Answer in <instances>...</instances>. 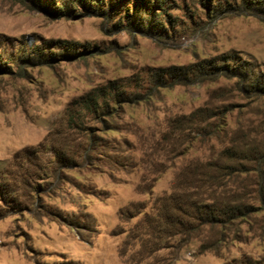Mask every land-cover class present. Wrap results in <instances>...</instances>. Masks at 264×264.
Listing matches in <instances>:
<instances>
[{"label": "rangeland", "instance_id": "obj_1", "mask_svg": "<svg viewBox=\"0 0 264 264\" xmlns=\"http://www.w3.org/2000/svg\"><path fill=\"white\" fill-rule=\"evenodd\" d=\"M63 1L65 12L57 17L46 6L60 8ZM162 1L163 30L153 26L162 19L159 7L140 9L134 0H104L101 12L90 0H0V64L8 68L6 74L0 70V178L24 149L38 152L47 168H58L42 183L37 204L23 202L0 220V264H125L120 249L141 215L124 222L120 213L142 203L151 212L189 163L239 160L251 169L254 154L264 152V99L244 98L235 79L158 89L151 76L231 51L264 73V21L212 13L214 3L224 7L235 0ZM136 5L149 29L129 24ZM108 85L133 97L103 126L85 114L77 120L94 128L91 146L67 125L65 111ZM199 107L218 112L202 136L171 125ZM227 148L235 159L222 156ZM51 149L66 159H53ZM242 171L228 189L258 206L254 172ZM262 228L260 211L229 231L241 241L229 238L217 252L200 251L193 239L180 249L161 250L152 264L245 258L264 264Z\"/></svg>", "mask_w": 264, "mask_h": 264}, {"label": "trees", "instance_id": "obj_2", "mask_svg": "<svg viewBox=\"0 0 264 264\" xmlns=\"http://www.w3.org/2000/svg\"><path fill=\"white\" fill-rule=\"evenodd\" d=\"M90 1H95L98 11H102L99 7L104 0ZM134 1L135 4L139 2L140 9L146 7L149 11L150 9L153 11V8L158 6L162 19L154 21L153 26L156 29H164L166 22L164 1ZM46 6H52L51 12L54 16L58 14L60 16L65 12L66 2L60 3V8L54 7L53 4H46ZM137 6L135 8L133 6L134 15L129 24L139 29L145 24L143 25V14H137ZM89 8L93 9L92 6ZM94 8H96L95 4ZM211 10L213 14L216 10H225L226 13L247 15L264 21V0H235L225 4L224 7L221 3H214ZM145 28L149 29V25ZM51 57L54 56L51 55ZM0 70L2 74H6L7 65L0 64ZM151 76L154 86L158 89H169L177 85L183 87L203 84L218 78L235 79L236 90L244 94V98L264 99V73L259 71L256 63L243 59L235 51L199 60L187 67L170 66L157 69ZM131 97L133 95L130 97L124 95L118 87L111 85L106 88L92 89L69 103L65 111L67 125L80 139L89 140L92 146L96 144H93L92 140L94 128L86 126L83 120L77 123V120H81L85 114L88 120L103 126L105 119L112 117V111H115L119 104L130 102ZM217 116V111L199 107L188 115L172 120L171 125L190 129L202 136L203 128L211 126L209 120ZM81 150H84L83 147ZM232 151L227 148L222 151V156L233 160L235 157L232 156ZM50 153L57 161L66 159L59 150L51 149ZM20 156L18 158L20 161H15L11 169H8L0 178V220L20 208L23 202L37 204L39 201L37 192L41 190L42 183L51 175L56 177L58 171L57 167L47 168V160H44L38 152L31 153L30 150L24 149ZM250 164H252L251 169H247L249 166L239 160L228 164L206 163V166L199 161L189 163L177 171L171 192L156 199L151 212H146V205L142 203L131 205L129 210L120 213L124 222L141 215L135 225L128 230L122 243L120 256L124 257V263L152 264L154 256L161 250L180 249L193 239L200 242V251L215 250L217 252L229 238L241 241L237 234L240 233L238 228L237 233L230 236L229 231L232 227L252 214L264 212V152H256ZM203 167H211V169L207 172ZM242 170H246V173L254 172V200L257 201L258 206L245 202L244 196L228 189L231 180L237 177V174L244 173ZM32 194L36 197L34 201ZM261 231L264 234V230ZM227 264L258 263L256 260L250 261L245 258L233 260Z\"/></svg>", "mask_w": 264, "mask_h": 264}]
</instances>
